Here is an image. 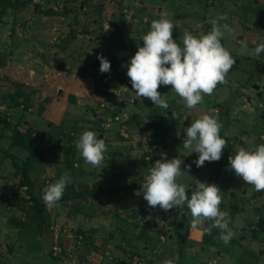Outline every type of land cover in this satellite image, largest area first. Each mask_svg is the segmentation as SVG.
I'll return each instance as SVG.
<instances>
[{"label":"rangeland","instance_id":"1","mask_svg":"<svg viewBox=\"0 0 264 264\" xmlns=\"http://www.w3.org/2000/svg\"><path fill=\"white\" fill-rule=\"evenodd\" d=\"M8 1L25 4L5 7L0 2V264H95L92 254L127 257V252L130 262L123 264H162L173 256L184 264H224L219 258L223 254L230 264H264V190L255 191L227 169V157L236 149L264 143V52L253 53L256 42L264 39V0ZM162 13L175 25L174 39L185 29L194 35L206 33L214 21L233 28L221 43L234 65L224 82L192 109L184 107L171 85L157 89L169 110L147 98L130 101L134 93L121 64L142 45L140 37ZM221 14L226 21L217 20ZM240 40L248 43L244 52ZM97 54L114 56L118 65L101 73L93 65ZM253 84L263 88L255 90ZM148 106L157 107L163 116L164 146L150 142L152 130L144 129L143 123L126 124ZM201 114L219 120L226 146L219 161L197 168L192 164L196 153L187 155L183 150L181 131L186 116L194 120ZM29 127L33 135H40L36 141L43 150L36 169L28 172L31 187L23 184L18 172L28 152L13 142L15 129L25 135ZM85 129L104 135L107 150L96 167L84 164L74 146ZM161 152L168 159L182 160L177 182L185 184L186 191H191L195 179L221 190L219 207L229 212L233 230L227 245L219 240L217 229L210 234L203 231L210 221L192 227L190 215L175 208L167 212L151 208L142 193L128 198L131 208L124 202L127 198L119 207V195L130 196L140 189ZM185 164L191 167L185 169ZM64 171L72 179L58 206L49 208L40 201L44 211L38 213L35 199ZM84 199L99 201L98 207L113 201L106 208L110 217L103 219L97 232L91 226L94 221L81 230L78 220L66 218L68 212L88 205ZM119 217L124 227H115ZM150 218L159 222L155 229L143 225ZM85 243L93 246L91 252L83 250Z\"/></svg>","mask_w":264,"mask_h":264},{"label":"clouds","instance_id":"2","mask_svg":"<svg viewBox=\"0 0 264 264\" xmlns=\"http://www.w3.org/2000/svg\"><path fill=\"white\" fill-rule=\"evenodd\" d=\"M218 21H226L223 14ZM174 24L161 14L151 21L149 29L140 37L142 45L137 46L135 53L121 67L126 69L132 93L131 102L147 98L155 106L169 110V104L164 95L157 91L159 86L171 85V90L182 99L186 109L197 106L203 95H210L217 83H223L225 75L235 63L233 56L222 45L221 39L225 33L231 34L233 28L228 23L213 22L206 33L194 35L185 29L177 38H173ZM108 23L105 25L108 30ZM240 51L248 49L245 40L238 41ZM264 52V39L256 42L253 49L255 55ZM99 71L110 70V61L97 54ZM171 115L174 113L171 112ZM222 125L219 120L209 114H201L182 128L184 135L183 150L188 154L196 153L192 161L197 168L205 162L219 161L226 140L219 134ZM180 135L177 131V136ZM74 146L84 164L96 167L104 159L106 152L105 139L91 130H83L74 140ZM182 160L173 157L166 158L161 152L148 169V174L140 184V189L134 195H140L151 208L159 207L167 212L179 209L183 215L191 216L192 227H198L205 221H210L203 227L205 233L212 229L218 230V238L227 245L233 237L230 227L229 212L222 210L221 190L214 183L194 180V187L186 191L187 186L177 182L181 174ZM191 165L185 164L188 169ZM227 169L255 191L264 190V143L251 148L239 147L227 157ZM184 171V170H183ZM186 172V171H184ZM68 171L41 190V202L49 208L58 206L66 184L71 182ZM187 209V212L184 210ZM173 256L162 264H176Z\"/></svg>","mask_w":264,"mask_h":264},{"label":"trees","instance_id":"3","mask_svg":"<svg viewBox=\"0 0 264 264\" xmlns=\"http://www.w3.org/2000/svg\"><path fill=\"white\" fill-rule=\"evenodd\" d=\"M0 2L4 3L5 7L11 6H21L25 3H11L8 0H0ZM110 61L111 67H116L118 65V59L114 56L105 57ZM95 67H99V61L96 59L93 62ZM143 123V128H150L152 130V134L154 139H151L150 142H158L161 146H164L163 136H164V120L163 116L159 112L157 107L148 106L147 110L143 112L141 115H136L130 117L126 120V124L130 127H139L140 124ZM142 129V127H141ZM34 131L32 128L26 129V134L24 135L19 129H15L13 132V142L18 143L24 149L27 150L28 154L24 161V166L22 168H18V172H20L23 176V184H27L29 187L31 183V179L29 178V171H33L36 169V163L42 159L43 150L38 145L37 139L40 137L39 134L33 135ZM68 154L72 151L71 149L67 150ZM142 165V162L140 163ZM32 185V183H31ZM191 186L194 187V182L191 183ZM35 203L37 205L38 213H42L44 211V205L40 202L38 198L35 199Z\"/></svg>","mask_w":264,"mask_h":264},{"label":"crops","instance_id":"4","mask_svg":"<svg viewBox=\"0 0 264 264\" xmlns=\"http://www.w3.org/2000/svg\"><path fill=\"white\" fill-rule=\"evenodd\" d=\"M254 85V84H253ZM261 88H263V87H261ZM260 88V89H261ZM255 89V88H254ZM255 90H259V89H255ZM131 101V100H130ZM133 104H135V103H133ZM191 118V117H190ZM191 120V119H190ZM106 123H108V122H106ZM183 126V125H182ZM98 137H100V138H102L100 135H98ZM103 137H104V135H103ZM71 155L74 153V151L71 149ZM69 154V155H70ZM77 171V173L76 174H78L79 172H80V170H78L77 169V164H76V167H75V169H74V171ZM73 171V172H74ZM82 171L84 172L85 171V169H82ZM84 177H86V176H84ZM83 177V178H84ZM85 180V179H84ZM92 183H94V182H92ZM95 184V183H94ZM97 186H100V185H98L97 184ZM128 193H130V191L128 192ZM132 195H134V192L133 191H131V193H130V196H126L125 194H120L119 195V200H118V204H119V207H121V205H122V203L121 202H123V199L125 198H127L126 200L127 201H124L127 205L129 204V199H130V197L132 196ZM129 198V199H128ZM83 201H86V199H84ZM88 201L89 200H87L86 201V205L87 206H85V205H81V207H80V209L79 210H73L72 211V213L71 214H69V212H68V214H66V218H67V220L68 221H70V222H73V221H75V220H78L79 221V223H80V229L81 230H86V228H87V226L89 225V223L90 222H92V221H94V224L92 223L91 224V226L92 227H94V229H93V231H95V232H97L98 230H99V228H100V225L99 224H101V222L103 221V219H106V218H108V217H110L109 215H110V213H109V209H106L107 208V206H110V204H109V202H113V201H110V200H108L107 201V203L109 204H107L106 205V207H98V203H99V201H95L94 202V200H93V202H89L88 203ZM101 203H102V201H101ZM115 208V207H114ZM128 208H131L130 207V205H128ZM117 209H119V208H115V211L117 210ZM117 214H119V213H117ZM70 215V216H69ZM116 217V216H115ZM141 217L142 218H144L145 219V215L144 214H142L141 215ZM100 218H101V220H100ZM137 218H139V217H137ZM166 218V217H165ZM117 219V218H116ZM122 218H118V222L116 223V225H115V227H117V225L118 226H122L121 224H123V227L125 226V224L123 223V221L121 220ZM114 220V217L112 218V221ZM150 221H153V222H155V227H152V226H150V225H148L147 223H146V221H148V220H146L145 222H144V226H146V227H148V228H150V229H155L157 226H158V224H159V222H156V221H154V219H149ZM163 224V223H162ZM164 224H166V223H164ZM47 229H49V228H47ZM68 230H70V231H72L71 230V228H69ZM77 230V229H76ZM75 232V231H74ZM48 233L50 234V233H52L51 231H49L48 230ZM46 237V236H45ZM47 239V238H46ZM44 240V242L46 243V241H45V238L43 239ZM160 241H162V234L160 235ZM87 243H85V245H84V247H83V250L86 252H91L92 251V249H93V246L91 245V244H87ZM58 245H59V247L60 248H62L61 247V244L60 243H58ZM120 248H121V246H120ZM146 248V247H145ZM144 248V249H145ZM121 250H122V248H121ZM73 253V252H72ZM93 253V252H92ZM128 254L130 253V252H127ZM219 253H220V251H217V257H219ZM127 254V257L126 256H124L123 254H114V255H108V256H106V257H104L103 258V256L102 255H94V254H92L91 256L93 257V259L95 260V264H103V263H112V264H123L122 263V261H125V262H130V258H129V255ZM75 253H73V254H71V256H72V258L73 259H75L76 260V257H75ZM22 257H24V256H22ZM219 258H221V260H222V262H224V264H227V262L230 264V261H229V256L226 258V255H222V257L220 256ZM23 259H26V257L25 258H21V261L20 262H22L23 263ZM53 261H56V260H58V258L57 257H55V256H53V258H51ZM20 260V259H19ZM75 262V261H74ZM54 263V262H53ZM176 264H184V263H182V260H180V259H177V262H176Z\"/></svg>","mask_w":264,"mask_h":264},{"label":"water","instance_id":"5","mask_svg":"<svg viewBox=\"0 0 264 264\" xmlns=\"http://www.w3.org/2000/svg\"><path fill=\"white\" fill-rule=\"evenodd\" d=\"M252 87L253 88H255V89H260L262 86H260V85H257V84H254V85H252ZM133 103H137V101H133ZM190 116H186L185 117V120H184V122H183V127H186L188 124H189V122H190ZM181 135H182V137H184V133H183V131H181ZM101 137H103V134H101L100 135ZM39 200L41 201V199L39 198ZM146 223L148 224V225H150V226H152V227H155V222H153V221H150V220H148V221H146Z\"/></svg>","mask_w":264,"mask_h":264},{"label":"built area","instance_id":"6","mask_svg":"<svg viewBox=\"0 0 264 264\" xmlns=\"http://www.w3.org/2000/svg\"><path fill=\"white\" fill-rule=\"evenodd\" d=\"M138 264H145V263H143V262H139Z\"/></svg>","mask_w":264,"mask_h":264}]
</instances>
